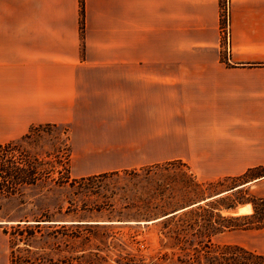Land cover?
<instances>
[{
    "label": "crops",
    "instance_id": "0c3cea01",
    "mask_svg": "<svg viewBox=\"0 0 264 264\" xmlns=\"http://www.w3.org/2000/svg\"><path fill=\"white\" fill-rule=\"evenodd\" d=\"M222 5L0 0V142L63 126L75 178L179 161L264 199V0H231L228 41ZM219 238L264 254V227Z\"/></svg>",
    "mask_w": 264,
    "mask_h": 264
},
{
    "label": "rangeland",
    "instance_id": "374dc122",
    "mask_svg": "<svg viewBox=\"0 0 264 264\" xmlns=\"http://www.w3.org/2000/svg\"><path fill=\"white\" fill-rule=\"evenodd\" d=\"M67 131L45 125L30 139L10 141L20 165L30 161L40 176L35 185L18 187L15 195L0 194V238L8 264L16 250L12 234L26 238L31 231V249L47 259L89 256L90 264H180L179 251L171 248L157 219L239 185L235 180L202 185L179 161L80 182L71 172ZM66 176L78 183H63ZM251 197L240 190L219 198L218 205L245 203ZM213 242L227 244L219 236ZM19 247L28 248L23 243Z\"/></svg>",
    "mask_w": 264,
    "mask_h": 264
},
{
    "label": "trees",
    "instance_id": "16d2710c",
    "mask_svg": "<svg viewBox=\"0 0 264 264\" xmlns=\"http://www.w3.org/2000/svg\"><path fill=\"white\" fill-rule=\"evenodd\" d=\"M40 127H32L24 139H30ZM14 142L0 144V194L15 195L18 187L35 185L40 173L33 163L17 161ZM108 174L81 178L80 182L105 177ZM63 183H78L63 177ZM222 182L208 183L220 185ZM202 185L204 183H201ZM220 194L203 198L198 202L163 216L158 221L162 234L172 241L171 248L180 253L177 262L180 264H264V254L247 250L238 245H221L213 242L214 237L236 230L260 229L264 227V199L251 197L249 203L254 207L252 216L223 215V211L235 210L239 204L222 207L218 205ZM224 208V210L222 209ZM162 219V220H161ZM156 220V221H157ZM255 220V221H253ZM19 228V227H18ZM18 231V229H16ZM26 230H30L29 227ZM5 234L8 232L4 230ZM16 250L11 251L9 264H90L89 256L63 257L59 260L47 259L46 256L31 249L28 240L35 233L31 231L28 237L22 233H13ZM18 236L22 238L18 239ZM20 243L28 248H20ZM14 247V248H15ZM13 248V249H14Z\"/></svg>",
    "mask_w": 264,
    "mask_h": 264
},
{
    "label": "built area",
    "instance_id": "2783aa9c",
    "mask_svg": "<svg viewBox=\"0 0 264 264\" xmlns=\"http://www.w3.org/2000/svg\"><path fill=\"white\" fill-rule=\"evenodd\" d=\"M222 14L224 19V34L227 41L230 39V2L231 0H222Z\"/></svg>",
    "mask_w": 264,
    "mask_h": 264
},
{
    "label": "bare ground",
    "instance_id": "6f19581e",
    "mask_svg": "<svg viewBox=\"0 0 264 264\" xmlns=\"http://www.w3.org/2000/svg\"><path fill=\"white\" fill-rule=\"evenodd\" d=\"M249 210V209H248ZM235 213H237V215H242L243 213H246V211L245 210H243V209H240L238 212H235Z\"/></svg>",
    "mask_w": 264,
    "mask_h": 264
}]
</instances>
